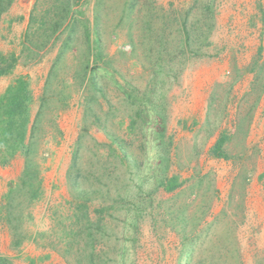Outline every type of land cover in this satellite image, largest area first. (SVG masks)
Listing matches in <instances>:
<instances>
[{
	"label": "rangeland",
	"instance_id": "obj_1",
	"mask_svg": "<svg viewBox=\"0 0 264 264\" xmlns=\"http://www.w3.org/2000/svg\"><path fill=\"white\" fill-rule=\"evenodd\" d=\"M136 1L130 22L120 18L131 0H85L80 7L103 54L89 67L98 90L85 94L79 55L54 64L61 39L40 50L35 37L27 39L33 13L59 16L55 0H14L2 14L0 55H13L16 64L0 79L11 81L7 89L26 81L29 102L24 146L12 157L0 150V173L10 170L0 175V255L13 264H185L184 244L192 240L189 264H264V0ZM149 22L150 32L143 28ZM162 32L166 52L150 40ZM164 66L180 71L173 77ZM149 87L165 122L152 120ZM86 94L95 97L90 112ZM159 125L170 142L166 178L179 184L169 192L158 186L162 141L152 132L161 133ZM80 136L77 191L67 173ZM223 137L217 158L212 150ZM31 142L37 196L13 194L10 203ZM119 145L136 168L120 159ZM13 225L24 238L16 248Z\"/></svg>",
	"mask_w": 264,
	"mask_h": 264
},
{
	"label": "trees",
	"instance_id": "obj_2",
	"mask_svg": "<svg viewBox=\"0 0 264 264\" xmlns=\"http://www.w3.org/2000/svg\"><path fill=\"white\" fill-rule=\"evenodd\" d=\"M56 5L55 9L59 10V16L58 13L55 15H52L53 17H49L51 11L47 10L45 11L47 14L43 12L41 16H34V13L32 16H30L29 19V25H28V32H27V39L29 36L36 38V44L37 49H45L49 44L52 46H55L59 39H61L60 47L58 48L57 55L54 60V64L60 63V59L68 53L79 55L80 60L82 61V66L80 71H78L77 77L78 80H80V85L82 86V92L85 91V88H89V90L94 91L98 90L97 87V81L95 77V73L92 72L90 74L89 67L91 65H97L98 61H102L103 54L100 51V34L97 29H92V31L89 29L90 22H88L82 15V12L80 10V7L84 4L85 0H55ZM14 0H0V18L2 14H4L13 4ZM136 0H131L130 2H126L124 6V11L122 12V19H126V21H132V15L134 13V9L136 7ZM53 4V3H51ZM37 3L34 5V9L36 10ZM99 17L98 15H94V24L97 27L99 23ZM148 21L151 19V17L147 18ZM164 25V24H163ZM144 29L151 30L152 24L150 22L148 24H145L143 27ZM182 32V31H181ZM190 32H187L185 24H183V32L182 36L180 37V42L183 44H186L190 42ZM157 34V33H155ZM152 34L150 35V40L155 39L158 44L159 48L161 49V52H164L167 48L168 40L166 35L163 34L158 36ZM81 36V37H80ZM129 37V47L131 50V53H135L136 47L134 41H132L131 37ZM82 41V42H81ZM153 42V41H151ZM83 45V46H82ZM81 46L83 50H81ZM80 48V50H79ZM30 49V50H29ZM165 49V50H163ZM28 50L30 53H32L31 48L28 47ZM166 52V51H165ZM180 55H183L184 50H178L176 51ZM191 53V52H190ZM174 56V55H173ZM94 63V64H93ZM16 64V59L13 55L9 57L1 56L0 55V77L7 75L12 71ZM179 64V62H178ZM53 69L50 71V77L53 74ZM162 69H166L173 74V77L177 76V71H180V69L175 66L166 67L164 66ZM98 70H100L103 73V76L107 75V68L106 66L99 67ZM168 75V73H167ZM102 76V77H103ZM27 82L24 80H17L13 85H11L5 94L0 97V150L5 149L8 152L9 157L14 156L21 147L24 146L25 138H26V125H27V104L29 102V94H28V87ZM117 88L121 92V95L124 96L125 99L129 100L130 97L127 96V93L123 90H121L118 86ZM147 94L144 95L145 99H149L148 96H153L154 94V88L149 87L148 90H146ZM86 92H83L85 94ZM44 100V99H42ZM84 106L86 107V110L90 112L92 108L93 102H95L94 94L91 96L84 95ZM82 103V104H83ZM150 106V111L153 114L156 120H154V124L160 122H165V115L160 109L159 103L151 102L149 99L148 101ZM40 112L38 111V114L36 118L40 117ZM142 112L139 111L136 116L138 115L139 118H142ZM141 114V115H140ZM95 121L99 122L100 120L98 117L94 118ZM147 123V122H146ZM131 127L136 124L135 121H132ZM102 130L104 129V126L100 124L99 126ZM160 129L162 128L161 125H159ZM163 129V128H162ZM132 130V129H131ZM108 137L111 139V144H116L117 138H114V136L111 134H108ZM152 136L158 137L162 142V148H161V155L160 160L162 162V167L160 169L162 179L160 180L158 186H164L165 190L167 192L172 191L176 189L179 184L177 183L176 178L171 177L170 179L166 178V170L168 169L169 165V158L167 156V150L170 146V142L168 143L164 142V129L161 133L157 134V132H152ZM82 137L80 136L78 138V141L75 145L74 152L72 153V159H71V166L68 169V179L71 182V185L75 187V190L79 191V184H80V177H81V168H79V151L81 142L80 139ZM224 144V137L218 140L212 150L213 154L217 158H221L222 156V148ZM110 147V146H109ZM120 148H118L120 154L122 155V158L124 161H127L130 163L131 167H137V162L130 158V156L125 153L122 146L119 145ZM34 145L31 142L27 146V152H26V158H25V164H24V170L22 174V180L19 184L16 185L15 188L10 190V193L8 195V202H12L13 194H21L22 192L29 193V196L31 197V200H34L37 196L38 191L35 189H39L36 187L38 184H36L35 181H37L38 177V171L36 169V166L33 165L32 162V155L34 154ZM117 157V156H116ZM5 162H2L4 164ZM82 178V177H81ZM36 185V186H35ZM19 192V193H18ZM89 192L84 191L82 192V196L85 198ZM88 200V199H87ZM15 203V202H13ZM81 207L84 209L86 206H79V210L81 211ZM86 210V209H85ZM137 211V210H135ZM86 212V211H85ZM83 213L82 217L87 218L86 213ZM11 218V217H10ZM20 217L18 216V219ZM13 219V218H12ZM184 220V218H182ZM9 221V220H8ZM10 224L11 221H9ZM11 234L12 236V247L16 248L21 246L22 242L24 241V238H21L19 234L17 233V228L15 225L11 227ZM182 235L184 236V231L182 232ZM200 236V234H199ZM88 239L91 236H87ZM184 248L186 255L188 253V258L185 260V264L191 263L192 260V253L194 251V246L192 243V240L190 242H185ZM0 264H13L10 259L7 257L0 255Z\"/></svg>",
	"mask_w": 264,
	"mask_h": 264
},
{
	"label": "crops",
	"instance_id": "obj_3",
	"mask_svg": "<svg viewBox=\"0 0 264 264\" xmlns=\"http://www.w3.org/2000/svg\"><path fill=\"white\" fill-rule=\"evenodd\" d=\"M10 80H7V78H1L0 79V95H2L5 91H6V89H7V87L10 85ZM35 111L33 110V112H30V116H34L32 113H34ZM7 163V162H6ZM5 163V164H6ZM18 163V162H17ZM14 163L13 162H10V165H13ZM17 165V164H16ZM5 172H6V175H7V173H9L10 172V170L9 169H6V170H4ZM5 172L4 173H0V175H2L3 176V179H4V177H5ZM10 175V174H9Z\"/></svg>",
	"mask_w": 264,
	"mask_h": 264
}]
</instances>
